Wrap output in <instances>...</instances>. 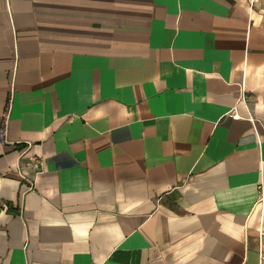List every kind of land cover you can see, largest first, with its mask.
Instances as JSON below:
<instances>
[{
    "label": "crops",
    "instance_id": "crops-1",
    "mask_svg": "<svg viewBox=\"0 0 264 264\" xmlns=\"http://www.w3.org/2000/svg\"><path fill=\"white\" fill-rule=\"evenodd\" d=\"M9 101L0 264H264V0H0Z\"/></svg>",
    "mask_w": 264,
    "mask_h": 264
},
{
    "label": "built area",
    "instance_id": "built-area-1",
    "mask_svg": "<svg viewBox=\"0 0 264 264\" xmlns=\"http://www.w3.org/2000/svg\"><path fill=\"white\" fill-rule=\"evenodd\" d=\"M9 112H10V101H9V104L7 106V109H6L4 121H3L1 128H0L1 137L5 141H7L6 129H7V124H8V119H9ZM28 164H30L35 169L36 173H40L42 171L43 165H44V163L41 159H38L35 157H31L30 162Z\"/></svg>",
    "mask_w": 264,
    "mask_h": 264
}]
</instances>
